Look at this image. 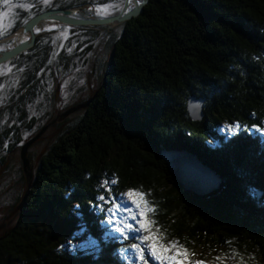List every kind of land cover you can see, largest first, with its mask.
Listing matches in <instances>:
<instances>
[{
	"label": "trees",
	"instance_id": "obj_1",
	"mask_svg": "<svg viewBox=\"0 0 264 264\" xmlns=\"http://www.w3.org/2000/svg\"><path fill=\"white\" fill-rule=\"evenodd\" d=\"M40 1L16 8L8 34L48 9L79 7L78 16L103 17L124 0H54L48 8ZM72 27L56 43L52 33L38 36L0 75V182L7 176L10 189L19 188L6 218L32 185L0 234V264L137 263L124 253L143 233L116 227L130 221L138 228L124 210L134 209L129 189L152 203L148 217L165 243L264 264V0H149L121 24ZM100 38L109 53L93 61L95 90L58 116L89 103L69 114L79 112L74 118H57L59 133L36 170L21 157L14 165L12 155L49 129L43 122L58 99L59 77L81 80ZM191 96L203 99L201 120L188 113ZM9 140H19L18 148L6 149ZM183 149L225 179L217 196L196 198L173 180L161 153ZM81 239L88 242L78 246ZM146 260L160 264L148 253Z\"/></svg>",
	"mask_w": 264,
	"mask_h": 264
},
{
	"label": "rangeland",
	"instance_id": "obj_2",
	"mask_svg": "<svg viewBox=\"0 0 264 264\" xmlns=\"http://www.w3.org/2000/svg\"><path fill=\"white\" fill-rule=\"evenodd\" d=\"M10 2L12 5H22V6L12 7L11 11H9L8 7L3 3V0H0V4L2 7L0 12H7L8 13L2 19H0V37H3L4 35L8 34L9 29L13 26L15 19H16V8L17 7H21V8H27L28 7L26 0H10ZM53 2H54V0H48L47 3H45L44 0L40 1V3L47 8L50 7ZM121 5H122L121 2H116L110 6L108 5L105 8V10H106L105 12H107V14L115 13L116 11H118L120 9ZM81 9L82 10L83 9L88 10L90 12L94 11V8L90 7L88 5L81 6ZM106 26H108V25H106ZM71 28H73V27L72 26L62 27L61 24H58L55 22H42L36 26L35 31L38 33V36L44 35L46 33H52V36L54 37L53 42L56 43L58 40L63 41L69 35H71V32H70ZM100 30H101V33L103 35V31L105 29L101 28ZM6 37L0 38V49H5V48L13 45L14 39L8 40V39H5ZM102 38H104V35L102 36ZM4 39H5V41H4ZM108 53H109V48L107 46H105L104 39L100 38V39L96 40L94 42V47H93L92 51L88 55L89 56L88 57V63L85 66V68L82 69V71H83L82 76L83 77L81 78V80L76 81V82H71V80H73L72 73L70 75L68 74V76H66V77L65 76L61 77V78L59 77V79L57 80V82L59 83L58 84L59 90L57 92L58 99L50 105V108H49L50 116H49V118H47L43 122V124L49 123L50 127L44 133L43 137L41 139H38L37 141H35V143H33L28 150V155L31 157L29 161H30V164H31L33 170H36V167L38 166V163H39V160L41 157L40 156L41 152H45L48 149V147L54 143V141H55L54 137L59 133L58 125L60 126V123L63 120L59 121L57 118L60 116H58V115L61 114L68 106L72 105V103H76V102L81 101L83 98H86L88 95H90L93 92V90H95L98 79H96L93 76V74H91L93 61L95 60V58H99V57L104 58V57L108 56ZM9 61H6V62L0 64V75L6 74L12 68V64ZM80 86L83 87V90L81 91V93H76L77 92L76 89ZM32 113H34V112H32ZM78 114H79V112H77V113L75 112V113L69 115L67 118H70V119L74 118ZM53 120H55V122ZM51 121H53L54 123L53 122L50 123ZM32 135L33 134H30L31 137H32ZM12 162H14L13 163L14 165L20 166L19 151H17L12 156ZM12 183H13V180H11V178H9V177L7 178V176L1 178V182H0V234L4 230H7L11 226L13 221L15 220V215L12 216L11 218H8V219L5 217L7 214L5 212L6 208L13 201L15 193L18 192V190H19V188L15 187V186L10 189V185H12ZM24 188H25V185L22 186L21 191H23ZM149 204L153 208L152 203H149ZM112 218H113V220L119 221L118 218H115V217H112ZM137 219H139V216L137 217ZM128 222H130V221H128ZM123 223L124 222L121 223V226H123ZM121 226L118 225L116 227L118 228ZM123 234L127 235V232H125ZM158 234H160V233L158 232ZM171 241H173V240H171ZM86 242H88L87 239H81V240H77L76 244L78 246H81L83 244L85 245ZM137 243H140V241H138ZM165 244H168V243H165ZM177 245L182 246L183 249L187 250V256L181 260L180 264H198V262H202V264H247L243 260H240V258L238 256H236L230 252L224 253L221 250L220 251L205 250L206 252L202 253L201 249H199V248L198 249H194V247L189 248V247H186L180 243H177ZM124 254H126V259L128 261L131 260V258L133 259L134 257H136L138 259V256L133 251V249L126 251ZM229 254H231V255H229ZM134 264H141V261L138 259L137 263H134ZM146 264H149V262L147 260H146ZM249 264H251V263H249Z\"/></svg>",
	"mask_w": 264,
	"mask_h": 264
},
{
	"label": "water",
	"instance_id": "obj_3",
	"mask_svg": "<svg viewBox=\"0 0 264 264\" xmlns=\"http://www.w3.org/2000/svg\"><path fill=\"white\" fill-rule=\"evenodd\" d=\"M148 1L149 0H124L118 13L103 17L78 16L77 12L80 9L79 7L55 8L42 11L33 15L24 24L6 37L8 40L14 39V43L5 49H0V64L11 60L22 52L33 47L38 36L35 28L42 22H55L69 26L118 25L140 15ZM15 36H19L22 39L16 42ZM88 103L89 101L75 106L64 112L60 117L64 118L70 113L84 108ZM186 106L191 118L194 120L202 119L203 99L191 96L187 100ZM36 139L37 138L30 139L21 147L20 157L24 167L28 165V148ZM161 157L166 162L169 174L181 190L193 195L196 198L208 200L217 196L225 187L224 178L216 174V172L207 166L203 160L199 159L196 155L188 152L187 150L163 151L161 153ZM4 167L5 165L0 168V175ZM31 186L32 185L29 183L27 191L25 192L21 202L17 204L8 218H11L22 209L23 202Z\"/></svg>",
	"mask_w": 264,
	"mask_h": 264
},
{
	"label": "snow or ice",
	"instance_id": "obj_4",
	"mask_svg": "<svg viewBox=\"0 0 264 264\" xmlns=\"http://www.w3.org/2000/svg\"><path fill=\"white\" fill-rule=\"evenodd\" d=\"M44 2L47 3L48 0H44ZM3 3L8 7L9 11H11L12 7L22 6L12 5L10 0H3ZM7 14V12H0V19ZM125 195L131 201L134 209L124 210L128 211L131 218L136 220L138 228H134L132 224L124 222L123 226L119 227L117 230L121 233L133 230L143 233L138 237L140 243H133L131 245V248L137 254L141 264H146V253L159 261L160 264H165V262H167V264H180L181 260L187 256V250L183 249L182 246H178L175 240L165 244L162 234H158V230H153L152 225L155 222L148 218V213L152 212L153 208L145 198V194L138 190L129 189ZM104 199L105 197L103 195L99 197L100 201H104ZM107 211L111 216L114 210L110 206L107 208ZM137 214L139 219H137ZM109 222L111 223L112 221L109 220ZM198 264H202V262H198Z\"/></svg>",
	"mask_w": 264,
	"mask_h": 264
},
{
	"label": "flooded vegetation",
	"instance_id": "obj_5",
	"mask_svg": "<svg viewBox=\"0 0 264 264\" xmlns=\"http://www.w3.org/2000/svg\"><path fill=\"white\" fill-rule=\"evenodd\" d=\"M10 142H6L5 143V145L4 146H6L5 148L6 149H8V148H11L12 150H15V149H17L18 148V146H19V140H17V141H14V140H9ZM17 147V148H16ZM15 152V151H14ZM14 154V153H13ZM13 156V155H12ZM30 159H28V165L27 166H29V168H31L30 167V161H29ZM8 163V162H7Z\"/></svg>",
	"mask_w": 264,
	"mask_h": 264
},
{
	"label": "bare ground",
	"instance_id": "obj_6",
	"mask_svg": "<svg viewBox=\"0 0 264 264\" xmlns=\"http://www.w3.org/2000/svg\"><path fill=\"white\" fill-rule=\"evenodd\" d=\"M22 38L19 36H15V41L18 42L19 40H21Z\"/></svg>",
	"mask_w": 264,
	"mask_h": 264
}]
</instances>
